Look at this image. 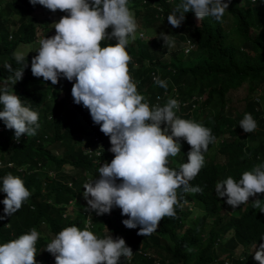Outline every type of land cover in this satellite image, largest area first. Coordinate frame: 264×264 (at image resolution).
I'll return each mask as SVG.
<instances>
[{
    "label": "clouds",
    "instance_id": "clouds-1",
    "mask_svg": "<svg viewBox=\"0 0 264 264\" xmlns=\"http://www.w3.org/2000/svg\"><path fill=\"white\" fill-rule=\"evenodd\" d=\"M170 1H176L177 6L168 16L159 8L160 17L168 20L167 24L176 30L175 35H185L183 28L189 20L196 27H202L205 20L219 22L223 17L236 23L231 13L233 5L244 12L264 8V0ZM30 3L44 6L46 12H55L56 20H51L56 22L53 29L56 34L47 37L38 29L34 44L19 45L13 57L23 67L13 69L11 64H5V69L12 73L8 79L13 85L22 80L28 67L25 59L37 54L31 60L34 76L31 84L34 88L44 87L52 102L50 112L40 109L46 123L42 126L49 130V149L53 150L50 130L54 127L52 111L56 101L63 108L61 115L75 121L77 126L74 142L69 146L76 147L85 159L93 162L96 170L92 174L83 173L78 188L69 181L75 198L64 207L63 223L55 219L62 230L56 236L50 230L45 232L50 242L46 247L50 253L48 264H119L123 257L131 262L135 254L155 258V263L160 264L157 255L144 250L145 240L135 242L133 236H148L161 226L162 218L181 213L195 223L201 219V238L208 239L212 229L209 222L206 225L202 222L205 203L199 194L203 189L196 182L204 165L213 157L218 162L216 147L224 140L217 138L216 131L207 124L208 112H197L205 98L194 96L183 100L177 91L166 90L169 76L164 73L151 72L147 91L156 87L165 90L153 98L148 96L146 101L139 94L140 83L132 80L128 67L133 59L126 51L127 46L138 47L137 40L147 37L143 32L137 37L139 0H30ZM228 23L226 29H230ZM174 37L159 33V39L168 48L179 47L187 56L197 49L188 36L180 45ZM33 46H38L35 52L21 51V47ZM61 76L69 81L62 87ZM17 93L7 83L0 86V104L4 106L0 120L15 131V145L21 144L24 134L27 135L24 139L36 135L41 121L40 111L38 114L22 103ZM61 95L65 98L61 99ZM230 110L236 114L243 111H237L233 101ZM239 125L242 129L238 134L244 136L257 128L250 113H245ZM79 127L83 130L79 131ZM212 146L214 149L210 151ZM54 150H60L57 155L64 151ZM262 162L254 170L243 172L238 182L229 176L215 185L217 197H227L226 203L230 205L221 213L225 224L214 229V237L221 233V237L214 238L218 253L215 264H233L224 251L231 241L236 245L234 259L250 254L253 264H264V223L259 221V217H264V159ZM8 166L12 168L14 164ZM64 166L63 174L76 171ZM49 175L57 177V171L53 169ZM23 179L11 173L3 177L0 194L6 193L3 200L6 216L17 213L23 204H31L33 213L36 212L33 192L26 188ZM69 221L73 223L67 224ZM243 221L246 224L239 226ZM239 229L249 232L238 233ZM39 237L41 233L33 228L0 244V264H37L35 245ZM239 248L242 253L237 256Z\"/></svg>",
    "mask_w": 264,
    "mask_h": 264
},
{
    "label": "trees",
    "instance_id": "trees-1",
    "mask_svg": "<svg viewBox=\"0 0 264 264\" xmlns=\"http://www.w3.org/2000/svg\"><path fill=\"white\" fill-rule=\"evenodd\" d=\"M0 4L2 6L0 11V86L7 83L10 87L11 82L8 78L12 73L5 69L4 65L11 64L13 69L23 67V64H18L13 57L16 48L21 44L28 46L34 44L38 29L44 31L47 37L54 36L56 31L53 29L56 22L50 17L37 19L39 14H44L48 9L43 7L42 13H39V4L34 6L30 0H0ZM176 6L177 2L170 0H139L136 15L138 19L141 18L140 23L145 28L148 17L152 21L160 22L162 10L163 14L168 16ZM231 13L237 24L223 17L219 22L216 19L215 21L205 20L202 27H196L189 20L183 28V33L196 43L197 49L188 56L179 47L174 49L166 47L156 33H153L154 36L147 43H142V40L138 39V47L131 45L126 48L133 59L128 65L130 75L132 80L139 81L141 90L139 94L145 98V101L148 96L151 95L153 98L157 92L165 90L163 87H156L147 91L150 86L151 72L154 70L164 73V76H169L166 81V90L177 91L183 100H191L194 96L205 98L197 112L201 110L208 112L207 124L216 131L217 138L224 140L216 147L218 162L213 157L206 166L204 165L196 182L203 189L199 199L205 203L202 222L204 225L209 222V227L212 229L209 238L206 240L201 238V219L195 223L183 213L180 216L162 218L161 226L148 236L136 234L133 236L135 242L145 240L144 250L146 248L157 255L161 260L160 264H215L218 253L214 247L216 231L214 229L225 224V217L221 216V213L230 206L226 203L227 197H217L215 185L229 176L238 182L243 172L252 171L257 165L263 163L264 8L257 7L244 12L233 5ZM164 21L168 22L166 18ZM227 21H229L230 29L225 28ZM48 26L51 28H47ZM252 29L258 33L252 35ZM168 35L175 36L174 39L178 40V45L185 39V35H175L172 31H169ZM36 55H30L25 59L24 64L28 63V67L24 70L22 80L14 85V89L20 93L22 103L39 114L41 108L50 112L52 102L48 100L49 95L44 92V87L34 88L31 84L34 79L31 72V60ZM169 64L171 71L168 70ZM59 80L60 87L69 82L63 76ZM245 86L247 96L244 98V108L241 114H236L230 110L232 105L230 93ZM3 107L0 104V111H3ZM62 110L61 104L55 101L52 111L54 127L50 130L53 150L49 149V130L46 126H42L46 123L41 111V115L39 114L41 121L40 119L38 121L40 127L36 135L24 139V136H27L24 134L21 136L19 145L13 143L15 131L8 129L4 121L0 120V128H2L0 131V188H2L3 177L8 173L24 178L26 188L33 192L32 200L34 199L33 204L36 207V212L33 213L31 204H23L17 213L6 216L3 204L6 193L0 194V217H3L0 219V244L17 239L35 228L42 235L35 245L37 264L50 263V253L46 250L50 242L47 241L49 238L45 232L50 230L56 236L62 230L55 219L63 223L61 216L65 210L64 207L75 198L69 181H73L74 188H78L84 179L83 173L92 174L96 171L93 168V162L85 159L76 147L69 146L74 142L77 126L75 121L67 120L61 115ZM245 113L252 114L257 128L244 136L238 133L241 132L242 127L239 124ZM82 130L83 127H79V131ZM56 148L64 149L61 155H57L56 152L60 150H54ZM213 149L212 146L210 151ZM9 163H13L14 167L9 168ZM64 165L76 170L74 174H63ZM45 167L46 172L41 173ZM53 169L57 171V177L54 178L49 175V171ZM38 196L44 197L45 200L39 201ZM51 219L59 226L50 221ZM259 221L264 223V217H259ZM43 222H48V226L45 225L46 223L42 225ZM72 223L69 221L67 224ZM245 224L243 221L239 226L242 227ZM247 232L249 230H238V233ZM235 247L236 245L231 241L224 248L228 259L232 260L233 264H253L250 254L245 255L243 259H234ZM119 264L156 263L155 258L135 254L131 262L123 257Z\"/></svg>",
    "mask_w": 264,
    "mask_h": 264
},
{
    "label": "rangeland",
    "instance_id": "rangeland-1",
    "mask_svg": "<svg viewBox=\"0 0 264 264\" xmlns=\"http://www.w3.org/2000/svg\"><path fill=\"white\" fill-rule=\"evenodd\" d=\"M43 7L44 6L39 5V10H38L39 13H42L41 10H42ZM54 13L55 12H52V11L50 13L49 12H45L44 14H39L38 15L39 17H36V18L37 19H44L46 17H50L52 20L55 21L56 20V18H55L56 16L54 17ZM148 18H149L148 21H147L148 24H147V26L145 28L140 23V21H142L141 18L136 20L137 21V24H138L137 37H139V33L140 32H143L147 36L146 37V40H142V43H147V40L149 38H152L154 36L153 33L159 34L161 32H164L165 34H168L169 31H172L173 33L176 32V30L173 27L171 28L167 24V22L164 21V18H161L160 19V22H158V21H152V19L150 17H148ZM195 20L197 21L198 24L200 23V20L198 18H196ZM166 25H167V27H166ZM257 33L258 32H256V31L253 30L252 35H255ZM40 38H42V37H40ZM37 49H38V46H33L32 48H22L21 47V51H25L26 54H28L29 52H31L33 50L36 51ZM35 51H33V52H35ZM10 85H11L10 86V89L13 92L15 91V93H16V90L14 89V85L13 84H10ZM16 94H18V93H16ZM230 96L232 98L234 108L237 111L241 112L243 110V108H244V98L247 96V87L245 86V87H243V88H241V89H239L237 91L231 92ZM62 98H65V96L64 95H61V99ZM51 107H52V105H51ZM220 160L222 161V159H220ZM225 212H227V210H225ZM218 235H219V237H221V233L220 232H218ZM218 235H216L214 238L217 239L218 238ZM241 253H242V249L239 248L237 250L236 254H237V256H240Z\"/></svg>",
    "mask_w": 264,
    "mask_h": 264
}]
</instances>
